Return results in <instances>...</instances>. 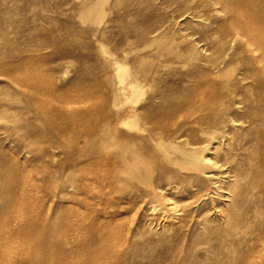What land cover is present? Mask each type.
I'll return each mask as SVG.
<instances>
[{
    "label": "rangeland",
    "instance_id": "rangeland-1",
    "mask_svg": "<svg viewBox=\"0 0 264 264\" xmlns=\"http://www.w3.org/2000/svg\"><path fill=\"white\" fill-rule=\"evenodd\" d=\"M84 1L0 0V126L22 127L7 140L0 137V264H25L21 250L42 253L44 264H215L218 253L225 264H244L249 255V264H264L258 256L264 253V240L258 241L264 231V102L257 100L264 86L251 77L244 91L237 79L250 39L240 34L226 51L219 46L225 35L217 32L221 25H245L244 11L219 4V13L210 16L205 8L198 19L170 0ZM140 26L138 35L133 29ZM19 58L48 65L54 84L72 90L70 103L37 95L30 80H12L9 75L22 77L38 66L15 67ZM114 61L142 88L136 103L142 125L149 116L168 114L167 128L160 123L157 133L178 130V140L190 137L188 129L199 136L200 126L187 123L196 115L186 103L201 96L202 74L226 81V90L248 92L250 103L234 112L240 121L218 134L222 144L213 155L232 171L216 173L220 189L209 191L204 176L186 163L164 162L148 129L122 125L134 104L117 100L122 92ZM170 83L174 90L164 96ZM123 147L127 156L140 155L141 174L147 166L152 183L168 188L176 210L156 205L144 179L128 174L133 162L121 158ZM9 198L15 205L2 213Z\"/></svg>",
    "mask_w": 264,
    "mask_h": 264
},
{
    "label": "bare ground",
    "instance_id": "bare-ground-1",
    "mask_svg": "<svg viewBox=\"0 0 264 264\" xmlns=\"http://www.w3.org/2000/svg\"><path fill=\"white\" fill-rule=\"evenodd\" d=\"M82 2L86 3V1H84V0H82ZM169 3H178V4L183 5L184 8L187 9L185 11H187V12L190 11L192 14V17L198 18V19L203 18V16H204L203 11L205 10V8L208 9V15H210V16H214L217 13H219L218 11L220 9H218L219 7L218 8L216 7V5H219V4H225L229 8V11L232 13L233 12L239 13V11L243 10L244 11L243 19L245 20V23H244L245 25H241V24H237L234 26L221 25L218 28L217 32H221L222 34L225 35L224 40H222V42L219 46H221L222 49L224 48V49H226V51H228V50L232 49L233 44L235 43L236 39L238 38V36L240 34H244L245 36H247L250 39V45H251L250 47L251 48L248 49L250 54L244 58V61H243L244 71L237 74V79L241 84H243V87H242V85H241V87H242V90H244V91L248 90L246 85H244V82L248 78L250 79L251 77L256 78L255 83L258 86V88H260V86H264V0H170ZM243 26H245V27H243ZM141 27L142 26L135 27L133 29V31L136 34L140 35V34H142V32L140 31ZM255 31H258V32L256 33ZM102 48L104 49L103 45H102ZM11 49H13V48H11ZM217 49L218 48H216V46H214V50H217ZM228 53L229 52H226V54H228ZM28 62L36 63V64H38V66L34 69L29 70L27 72V74L23 75L22 77L17 76V75H9L11 77V79L12 80L16 79L18 81L19 80L20 81L30 80L31 83L34 84L33 88L38 93L37 95H41L43 93H49L53 96V98L55 100L56 99L60 100L63 103V105L69 104L70 103V97L73 95L72 90H69L67 87L59 88L58 86H56L54 84V79L56 77L55 72H53V70L50 67H48L47 64H45V65H47V67H44L43 64L33 60L32 58H29V59L19 58V59L15 60L14 66L19 67V66L24 65ZM114 63L116 65V71L114 74V78L116 80V83H118V85H117L118 86V94H119V92H122V95L120 97H119V95H117V100H120V102L122 104H126V103L134 104L131 106L132 108H131L130 113H128V115L124 117L125 120L124 119L122 120V125L123 124L127 125V128H130V129L136 130V131L148 129L149 131H148V137L147 138L155 141V145L158 147L157 153L161 154L160 156L164 160V162H166V163L172 162L175 164L186 163V164L192 166L194 169H196L198 172H200L204 176L205 180L209 183V185H208L209 191H211L213 189H215V190L220 189L222 186L219 183L220 179L218 178V176H216V173L221 172V173H228V175H230V172H232V171L231 170L229 171V168H228V170H223V168H222L223 165L219 164V161L215 159V156H214L215 154L213 155L214 151L216 150L215 149L216 144H217V147H218V145L222 144L221 143L222 142L221 137L218 134L220 133V130H222V129L226 132L227 127L230 126L231 123L235 124L236 121L239 120L238 118L241 116L237 117V119H236V116L234 117V112L240 106L239 105L240 103H245V104L250 103V97L251 96L249 97L248 95H246L248 92H246V94H244V93L242 94L241 91H239V92L236 91V88L226 90L227 88H229L228 87L229 85L226 81H215V80L211 79V77L208 76L207 73L202 74V76H201L202 77V83H201L202 85L199 84V85H201L200 91H196V96H198V95H201V96H199V98L197 100L189 101L188 103H186V107H188V109L191 111V114L196 115L195 119H193L192 121L190 120L187 123H195L196 125L200 126L199 130H197L198 132H200L198 134L199 136L196 137V135L194 133L195 129H188L187 135L190 137H187L185 140H178V138H176V133L178 130L173 131L169 135H165V136L157 133L156 127L158 125H160V123H164V128L165 127L167 128L168 125H166V123H165L166 122L165 118L168 116V114H162L161 116L160 115L154 116L152 114L153 116H149V118L147 117L148 122L152 123V125H153L152 128L149 127L148 122H144V123H148L147 125H142V123L139 120L142 118V116L140 115L139 111L136 109V103H138L140 98H141L142 88H141V86H136L137 84L135 85V84L129 82L130 69L125 64L123 65V64L119 63L118 61H114ZM215 68L217 69L218 65H216ZM214 72L215 71H213L212 73H214ZM199 79H200V77H199ZM237 79H236V81H237ZM246 83H248V82H246ZM173 90H174V86L173 85H172V87L169 86V89L166 90L163 93V95L168 96L169 93H171ZM249 90H251V89H249ZM258 98H259V100H258ZM251 100L253 101V98ZM257 100L264 102V92H262V93L259 92V94H257ZM250 108H251V106H250ZM5 109H4L5 112L8 111V108L5 107ZM262 114H264V112H259V116ZM142 115L146 116L145 114H142ZM251 115L249 114V116H251ZM243 116H246V115H243ZM249 116H247V117H249ZM244 118H243V120H244ZM251 118H253V117L251 116ZM250 120L252 121V119H250ZM260 122L262 123L263 121H260ZM109 127H110V124H108L106 130L103 131V133H106L110 129ZM21 130H22V127H20L18 125H16V126L13 125L11 127L10 126H0V137L7 140L9 131L17 132V131H21ZM91 130H92V127L90 128L89 131H91ZM200 134H202V136H200ZM182 137H180V138H182ZM0 143H1V141H0ZM128 151H129V149L127 147H123L122 152H121L122 154L120 155L121 158L124 159L125 161H132L133 162V164L131 165V167L128 170V174L134 178L135 177L138 178L139 176H141L144 179L145 183L149 187H151V192H152L151 194L153 195L152 197L157 202L156 205H159L163 208H168V206H169L170 209H175L173 197L170 195L168 188H162L159 184L152 183L151 172L148 170L147 166H145V168H146L145 174H143V173L141 174L140 165L142 163V159L140 158V155L138 153H136L135 151H131V155L127 156L126 152H128ZM174 153H176V155ZM177 153H179V155ZM262 164H264V161H262ZM214 168L215 169L217 168L218 171L215 172ZM15 171H16V169H15ZM19 171H18V173H19ZM233 171H234V174L236 175V171L235 170H233ZM10 172H11V170H10ZM12 175H14V174H12ZM17 175L18 174H16V176ZM3 179H5V178H3ZM9 183H10V181H9ZM167 184H170V182H167ZM253 185H256V184H253ZM3 186H5V183ZM8 186H10V185H8ZM253 188H254V186H253ZM5 190H7V189L5 188ZM9 191H10V188H9ZM229 193H231V192H229ZM229 196H228V198H229ZM221 197H222V195H221ZM9 200H10V198H9ZM9 200L8 199L5 200V201H8L7 202L8 205L4 204L5 205L4 209L1 206V209H3L2 213H6L8 210H10V208H12V206L14 207V205H15L14 199H12L10 201ZM170 205H172V206H170ZM176 205H177V203H176ZM9 212L10 211H8L7 213H9ZM12 215L9 214L7 216L8 220L11 219ZM20 216H22V215L20 214ZM32 224L38 225V223H32ZM53 225H54V223H53ZM51 226H52V224H51ZM8 227L12 228L14 226H13V224L9 223ZM50 228H52V227H50ZM221 231H222V229H221ZM230 235H232V234H230ZM220 237H221L222 241L223 240L226 241L224 235H220ZM37 239L38 238L35 237V239H33L32 242L35 243V241H37ZM263 240H264V231H262V233L259 234V236H258V241H263ZM233 244H235V242ZM223 246H224V244H223ZM10 248L11 247H3V252H5V254L11 253L12 250ZM17 249L18 248H14L13 252L17 251L18 253H20V250L19 249L17 250ZM225 249H226V247H225ZM225 249L223 250L222 247H219L218 251L224 253ZM232 250H229V251L226 250L227 255L230 251L232 252ZM21 252H23L22 254H23V257L25 259L24 260L25 264H28V263L44 264V255L42 253L30 252V251H24V250L23 251L21 250ZM227 255H225V256H227ZM187 256H189V255H187ZM258 256H259V260L264 261V253L260 254ZM191 257H192V255H191ZM213 258H214L215 264H225V260L220 258L219 253L216 254V257H213ZM252 258L253 257H251L250 255L248 257H246V259L244 260V264H249ZM192 259L193 258H191V260ZM187 260H188V258H187ZM233 261H234L233 258H230L227 260L228 263L229 262L232 263ZM194 264H198V263H194Z\"/></svg>",
    "mask_w": 264,
    "mask_h": 264
}]
</instances>
